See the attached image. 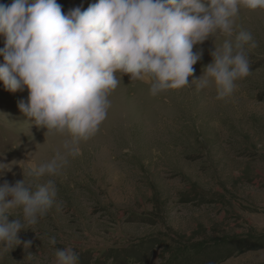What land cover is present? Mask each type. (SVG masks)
I'll list each match as a JSON object with an SVG mask.
<instances>
[{"label":"rangeland","instance_id":"374dc122","mask_svg":"<svg viewBox=\"0 0 264 264\" xmlns=\"http://www.w3.org/2000/svg\"><path fill=\"white\" fill-rule=\"evenodd\" d=\"M56 2L67 15L98 0ZM240 30L258 46L232 97L217 99L215 85L154 97L149 84L124 75L99 132L53 177L59 206L19 233L31 248L0 249V264H57L56 249L68 246L78 264H264V10L241 8ZM222 42L194 47L203 57L190 84ZM28 96L0 81V186L33 183L31 166L66 152L69 136L46 134L20 111Z\"/></svg>","mask_w":264,"mask_h":264},{"label":"clouds","instance_id":"9594fccd","mask_svg":"<svg viewBox=\"0 0 264 264\" xmlns=\"http://www.w3.org/2000/svg\"><path fill=\"white\" fill-rule=\"evenodd\" d=\"M264 10V0H98L87 10L65 15L56 0H13L0 4V81L15 93L28 90L20 111L46 134L70 137L64 154L33 165L25 180L0 186V249L10 253L33 241L19 233L31 229L53 206H59L53 177L81 154L80 144L93 138L107 119L109 97L122 77L150 85V94L215 85L217 99L232 97L238 80L251 75L248 50L258 45L246 30L235 31L240 9ZM209 38H223L211 52L212 63L198 79L194 65ZM119 74V76L117 75ZM49 177L40 182L41 178ZM11 197L10 200L6 199ZM15 217L11 221L9 217ZM52 245L57 243L53 237ZM57 264H78L68 246L55 251Z\"/></svg>","mask_w":264,"mask_h":264},{"label":"bare ground","instance_id":"6f19581e","mask_svg":"<svg viewBox=\"0 0 264 264\" xmlns=\"http://www.w3.org/2000/svg\"><path fill=\"white\" fill-rule=\"evenodd\" d=\"M197 78H200V77H197ZM117 107H119V106H117ZM120 110H124L125 108H122L121 106H120V108H119Z\"/></svg>","mask_w":264,"mask_h":264}]
</instances>
